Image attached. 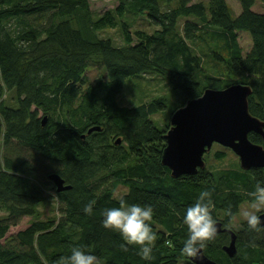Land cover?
Listing matches in <instances>:
<instances>
[{"label":"trees","instance_id":"obj_1","mask_svg":"<svg viewBox=\"0 0 264 264\" xmlns=\"http://www.w3.org/2000/svg\"><path fill=\"white\" fill-rule=\"evenodd\" d=\"M116 1L93 19L89 0H0V264H62L74 245L100 264H194L182 251L188 238L182 217L204 189L212 192L214 221L236 234L232 257L222 249L228 232L204 242V254L218 264H264V228L231 225L240 205L250 201L248 193L264 182V169L243 170L237 162L217 168L204 160L195 174L174 178L161 163L169 124L158 128L150 118L168 98L117 101L126 80L145 73L178 92L177 107L205 88L245 83L252 91L249 112L262 119L264 12L252 10L255 0H238V14L226 0ZM126 12L146 13L156 28L130 31L120 20L121 45L97 35ZM239 31L251 36L245 54ZM97 66L106 78L87 83L86 69ZM95 125L101 129L88 134ZM248 139L262 143L256 132ZM225 158V151L213 153L214 161ZM43 162L70 185L60 192L54 187L59 211L49 216L39 210L48 197L32 177ZM118 186L124 191L115 195ZM121 200L153 207L151 262L138 255L139 246L122 251L120 234L102 226V210ZM90 201L94 212L86 215ZM24 216L31 218L28 225L8 234Z\"/></svg>","mask_w":264,"mask_h":264},{"label":"water","instance_id":"obj_2","mask_svg":"<svg viewBox=\"0 0 264 264\" xmlns=\"http://www.w3.org/2000/svg\"><path fill=\"white\" fill-rule=\"evenodd\" d=\"M251 92L245 83H232L218 89L205 88L200 96L186 101L172 112L161 153V163L169 168L172 177L193 175L199 168H204L203 155L209 152L213 143L232 150L241 169H264V107L262 119L249 112L248 96ZM44 121L45 118L42 123ZM100 129L95 125L88 128L87 133ZM249 132L258 133L262 143L251 142ZM116 143H120L119 137ZM47 177L56 192L70 188L56 172H50ZM261 221L264 222V215ZM215 222V235L220 232L230 235L229 242L222 249L232 257L236 253V234L232 229L222 227L221 221ZM189 260L194 264H218L204 254L202 247L195 256H189Z\"/></svg>","mask_w":264,"mask_h":264},{"label":"rangeland","instance_id":"obj_3","mask_svg":"<svg viewBox=\"0 0 264 264\" xmlns=\"http://www.w3.org/2000/svg\"><path fill=\"white\" fill-rule=\"evenodd\" d=\"M207 0H191V2ZM229 6L232 9L234 14H238L241 11L240 4L238 0H226ZM116 0H89V7L92 11L93 19L98 18V16L105 12L108 9H112L116 6ZM252 10L256 12H264V1L255 0L252 5ZM118 23L113 27H106L102 30H99L97 35L99 37L110 38L114 45H121L124 43L120 20L127 22L130 31L134 30H143L149 33H152L156 28L150 22L149 17L146 13H131L126 12L121 19H117ZM183 20H181L182 22ZM181 22L179 26H181ZM76 27L75 24H73ZM237 40L239 46L242 50V54H245L249 51L251 47V36L247 31L237 32ZM208 62V63H207ZM205 65L211 69L213 61L207 60ZM104 77L106 78V71L103 66L100 67H88L85 71V80L87 83L94 82L97 78ZM230 78V77H229ZM232 77L231 79H233ZM235 78L234 80H236ZM239 79V78H238ZM11 93H7L6 100H9ZM153 97H167L168 101L166 107L160 109L155 114L151 115L150 118L158 128L164 127L166 124H169V119L172 112L177 108L179 104L178 92L172 87H170L166 80L162 79L160 76L151 73L142 74L139 77H129L120 94L117 96V101L121 105H133L140 101H148ZM217 150H222L226 152V158L222 161H214L213 153ZM205 161L212 163L214 167L220 168L229 167L232 163H239L237 155L227 147H223L218 143H213L209 152L203 155ZM36 174L33 173L32 177L37 178V182L44 188L45 194L48 197V202L39 206V210L42 212L43 216H49L55 213H58V203L56 202L55 190L51 181L47 179L46 174L52 171L46 163L36 165ZM124 191V187L118 186L115 195L120 194ZM250 201H244L240 207L238 213L233 217L231 223L232 227L239 229L244 221L241 216V211L248 208ZM4 215V211L0 208V217ZM31 218L29 216H24L21 218L20 222L9 229L8 234L15 233L16 231L23 229L28 225Z\"/></svg>","mask_w":264,"mask_h":264},{"label":"clouds","instance_id":"obj_4","mask_svg":"<svg viewBox=\"0 0 264 264\" xmlns=\"http://www.w3.org/2000/svg\"><path fill=\"white\" fill-rule=\"evenodd\" d=\"M250 199L248 208L241 211L242 219L249 229L264 228L261 216L264 215V182H257L254 191L248 193ZM210 189L200 191L195 202L189 205L183 213L182 223L187 226L188 238L182 251L195 256L204 242L211 240L217 229L211 215ZM86 215L94 212V201H90L83 209ZM154 210L149 204H126L120 201L119 207L104 208L101 212L102 226L116 231L126 243L121 245L122 251H127L129 245L139 246L138 255L151 262L154 259V233L151 226ZM230 214V209L226 210ZM62 264H100L98 257L85 252L79 246L71 248L70 255L62 258Z\"/></svg>","mask_w":264,"mask_h":264},{"label":"flooded vegetation","instance_id":"obj_5","mask_svg":"<svg viewBox=\"0 0 264 264\" xmlns=\"http://www.w3.org/2000/svg\"><path fill=\"white\" fill-rule=\"evenodd\" d=\"M222 227H224V226H222ZM224 228H229V227H224Z\"/></svg>","mask_w":264,"mask_h":264}]
</instances>
